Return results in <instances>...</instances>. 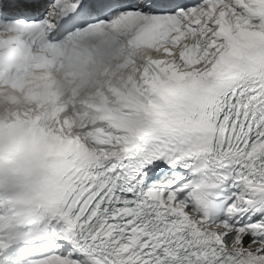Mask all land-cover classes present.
<instances>
[{"label": "snow or ice", "instance_id": "1", "mask_svg": "<svg viewBox=\"0 0 264 264\" xmlns=\"http://www.w3.org/2000/svg\"><path fill=\"white\" fill-rule=\"evenodd\" d=\"M0 264H264V0H0Z\"/></svg>", "mask_w": 264, "mask_h": 264}]
</instances>
